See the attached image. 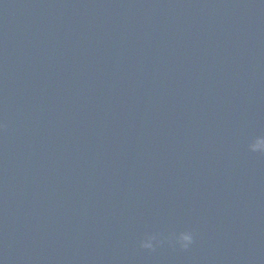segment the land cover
Listing matches in <instances>:
<instances>
[{"label":"water","instance_id":"1","mask_svg":"<svg viewBox=\"0 0 264 264\" xmlns=\"http://www.w3.org/2000/svg\"><path fill=\"white\" fill-rule=\"evenodd\" d=\"M256 136L264 0H0V264H264Z\"/></svg>","mask_w":264,"mask_h":264},{"label":"clouds","instance_id":"2","mask_svg":"<svg viewBox=\"0 0 264 264\" xmlns=\"http://www.w3.org/2000/svg\"><path fill=\"white\" fill-rule=\"evenodd\" d=\"M247 148L250 152L264 153V136H256L248 143ZM156 237L148 235L141 242V247L144 249H152ZM174 242L181 249H187L193 243V234L190 231H182L174 236Z\"/></svg>","mask_w":264,"mask_h":264}]
</instances>
